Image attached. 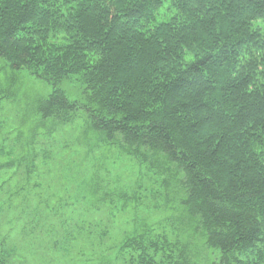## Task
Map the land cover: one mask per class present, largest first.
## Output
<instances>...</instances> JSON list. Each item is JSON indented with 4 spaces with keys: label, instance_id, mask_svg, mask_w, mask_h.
Masks as SVG:
<instances>
[{
    "label": "trees",
    "instance_id": "1",
    "mask_svg": "<svg viewBox=\"0 0 264 264\" xmlns=\"http://www.w3.org/2000/svg\"><path fill=\"white\" fill-rule=\"evenodd\" d=\"M0 59L51 87L35 106L43 159L62 154L54 132H77L103 153L91 163L111 154L136 171L104 179L80 163L72 179L35 164L28 141L0 164L10 231L85 234L100 264H198L177 243L191 236L207 264H264V0H0ZM159 196L181 214L173 227L146 219ZM8 241L1 224L0 264Z\"/></svg>",
    "mask_w": 264,
    "mask_h": 264
},
{
    "label": "rangeland",
    "instance_id": "2",
    "mask_svg": "<svg viewBox=\"0 0 264 264\" xmlns=\"http://www.w3.org/2000/svg\"><path fill=\"white\" fill-rule=\"evenodd\" d=\"M77 86L75 84L65 85L64 88L68 90L71 98H75L71 90L75 91ZM51 92V87L46 83L36 80L32 77H29L26 71L20 73H13L9 67L0 59V122L2 123L3 131L0 133V164L6 162L14 161L18 165L20 158L27 151L26 142H33V145L29 146V150L32 153L40 154L38 160L35 161V164L38 166L48 165L47 171L51 167L61 165L65 170L72 172V179H75L77 176V165L83 163L89 167H92L96 162L99 161V156H103L101 150L96 149L90 151L89 146H84L81 140H78L76 136H79L77 132H54L56 138L54 137L52 141H55V148L61 152V155L55 156V160L43 159L41 147L44 141H47L44 134L50 130L48 125H44L38 122L39 117L36 116V104L38 99L46 98ZM6 139V140H3ZM46 150V149H45ZM42 156V157H41ZM91 156L92 158L88 157ZM112 161L102 160L100 163L104 164L101 168L96 165L99 170V176L101 178L107 179L111 178L113 174L119 172L127 173V175H132L136 173L135 169L126 170L124 162L116 161L113 155H108ZM116 164L115 167L113 164ZM76 170V171H75ZM126 170V171H125ZM7 174L3 173L2 177L5 178ZM1 176V174H0ZM49 175V179H50ZM134 179V178H133ZM174 183L172 182L170 186L172 187ZM1 186V184H0ZM45 186H51L52 190L56 192L57 187L49 183ZM159 188L160 185L158 184ZM132 190H135L133 188ZM12 192L10 188L3 186L0 192V199L3 196L9 198V194ZM44 192V190H43ZM49 195V194H48ZM164 199V196L157 197L155 200L150 198L145 209H148L151 212H146V219L150 224H157L159 222L170 225L167 219H172L176 221L180 217L179 211H169L162 212L159 209L161 207H156L158 203L163 206V208L170 204L168 201L161 200ZM171 205V204H170ZM178 207V205H174ZM20 211L17 210L16 214H19ZM130 214V213H129ZM137 213H135L136 215ZM21 215V213H20ZM22 223L19 226H24L27 216L22 214ZM127 215V214H126ZM138 215H141L140 213ZM146 216L145 214H143ZM3 225L5 233L9 237L8 243H6L7 249H15V255L11 259L10 264H100L101 259L100 255L103 252L100 244H97V241L91 239L86 240L85 234H77L75 240H67L66 234L60 232L57 234H49L47 231L43 230L37 233L35 239L31 237H26L21 239L18 231L20 229L12 226H8V223L5 220L0 221V225ZM173 227V224L171 225ZM178 226V225H177ZM170 228V227H169ZM182 229L181 227H179ZM179 233V232H177ZM191 230H185L181 232V239L191 236ZM59 238V243H55L56 239ZM193 238V239H192ZM52 239V240H51ZM54 241V243H53ZM177 243L180 245L185 255L190 250L195 257H198V264H207L209 257H214L210 250L205 249L202 245V242L198 238L191 236L190 240H177ZM187 243V247L185 246ZM121 264V263H116Z\"/></svg>",
    "mask_w": 264,
    "mask_h": 264
}]
</instances>
